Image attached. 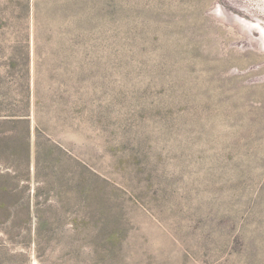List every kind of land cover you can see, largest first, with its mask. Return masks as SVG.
Segmentation results:
<instances>
[{
  "label": "rangeland",
  "instance_id": "1",
  "mask_svg": "<svg viewBox=\"0 0 264 264\" xmlns=\"http://www.w3.org/2000/svg\"><path fill=\"white\" fill-rule=\"evenodd\" d=\"M0 264H264V0H0Z\"/></svg>",
  "mask_w": 264,
  "mask_h": 264
}]
</instances>
